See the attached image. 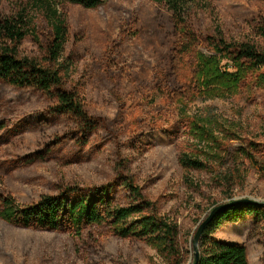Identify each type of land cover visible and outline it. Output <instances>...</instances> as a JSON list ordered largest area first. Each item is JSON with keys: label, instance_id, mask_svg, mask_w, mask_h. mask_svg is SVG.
I'll return each mask as SVG.
<instances>
[{"label": "rangeland", "instance_id": "1", "mask_svg": "<svg viewBox=\"0 0 264 264\" xmlns=\"http://www.w3.org/2000/svg\"><path fill=\"white\" fill-rule=\"evenodd\" d=\"M59 21L65 39L58 64L67 84L81 89L90 116L103 119L110 133L131 143L100 144L79 158L82 140L74 137L72 145L59 150L56 145L72 128L61 121L41 123L46 105L0 86V194L27 206L67 189L102 187L119 173L177 225L181 251L188 252L193 232L213 209L204 212L210 204L241 199L264 204V157L237 156L250 142L264 147V89L243 86L230 98L177 102L161 97L153 84L154 74L172 55L176 22L192 37L264 47L258 32L264 26V0H105L94 9L57 0H0V33L6 37L7 28L26 37L19 47L22 57L40 55L35 37L50 33ZM207 117L213 128L229 132L213 134L222 143L221 153L201 155L204 171L185 172L179 157L197 145L190 123ZM165 135L171 140L163 141ZM137 137L148 143L136 146ZM236 168L232 182H215V176ZM128 197L122 192L116 199L126 205ZM222 232L216 237L235 241L244 236H238L239 228ZM249 254L250 264H264L260 246H249ZM0 264L169 263L152 248L119 240L100 227L83 233L39 231L0 218Z\"/></svg>", "mask_w": 264, "mask_h": 264}, {"label": "trees", "instance_id": "2", "mask_svg": "<svg viewBox=\"0 0 264 264\" xmlns=\"http://www.w3.org/2000/svg\"><path fill=\"white\" fill-rule=\"evenodd\" d=\"M57 1L94 9L105 0ZM173 26L177 37H173L172 55L170 60L166 58L167 64L153 78L154 90L161 97L181 102L203 96L230 98L243 86L264 89V47L261 44L229 41L216 36L192 37V32L182 23L176 22ZM3 29L8 35L4 37L0 33V86L26 93V100L46 105L41 123L61 121L72 128L71 133L65 134L56 145L57 149L72 145L74 137L82 140L78 157L91 153L100 144H111L117 148L131 143V140L123 143L117 135L110 133L103 119L90 116L82 104L81 89L67 84L58 64L65 39L63 22H57L44 37H35L40 55L31 58L22 57L19 53L26 37ZM258 32L264 44V26ZM213 123L211 117L190 123L189 133L197 145H191L189 153H182L179 157L178 163L185 172L204 171L207 166L201 155L221 153L222 143L213 134L226 135L229 132L213 128ZM161 138L165 142L171 140L168 135ZM136 140L138 147L148 143L146 137H137ZM250 152L264 157V147L253 142L248 144V150L240 151L237 156L251 161L253 156ZM238 171L236 168L223 176L217 175L215 182L219 186L228 184L236 178ZM189 185L194 186L193 183ZM122 192L129 196L130 202L126 205H121L116 199ZM226 198L230 200L231 196ZM210 205L204 212L216 204ZM208 215L197 222L199 225L192 234L191 248L198 227ZM0 218L7 223L39 231L83 233L100 227L119 240L152 248L169 264H186L189 259V264L194 262L193 249L192 252L185 248L181 251L177 225L161 215L156 204L147 200L139 188L119 173L102 187L67 189L57 196H45L27 206H17L11 196L0 194ZM230 227L239 228L238 236L243 233V238L228 241L216 237V233H223L224 228ZM253 244L264 250V207L250 204L231 206L216 212L205 226L198 242L200 257L197 264H250L249 246Z\"/></svg>", "mask_w": 264, "mask_h": 264}, {"label": "water", "instance_id": "3", "mask_svg": "<svg viewBox=\"0 0 264 264\" xmlns=\"http://www.w3.org/2000/svg\"><path fill=\"white\" fill-rule=\"evenodd\" d=\"M237 204H250V205H257V206H263L264 207L263 203H259V202H256V201H253V200H250V199L235 200V201H231V202H228V203H223V204H220V205H217L216 207H214L210 211V213L207 216V218L198 227V229H197V231H196V233L194 235L193 246H192L193 247V257H194L193 264H197L198 261H199L200 254H199V251H198V242H199L200 236H201L205 226L210 222V220L213 218V216L216 214V212L221 211V210L226 209V208H229L231 206L237 205Z\"/></svg>", "mask_w": 264, "mask_h": 264}]
</instances>
